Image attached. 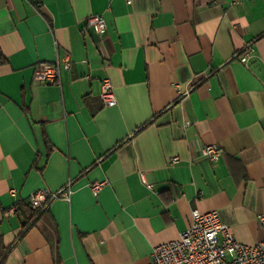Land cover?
<instances>
[{
	"label": "crops",
	"instance_id": "1",
	"mask_svg": "<svg viewBox=\"0 0 264 264\" xmlns=\"http://www.w3.org/2000/svg\"><path fill=\"white\" fill-rule=\"evenodd\" d=\"M67 54L59 83L34 80L37 62ZM0 55L5 264H147L194 208L264 240V0H0ZM94 180L107 181L97 196ZM67 182L70 199L18 236V205Z\"/></svg>",
	"mask_w": 264,
	"mask_h": 264
},
{
	"label": "built area",
	"instance_id": "2",
	"mask_svg": "<svg viewBox=\"0 0 264 264\" xmlns=\"http://www.w3.org/2000/svg\"><path fill=\"white\" fill-rule=\"evenodd\" d=\"M131 0H126L130 2ZM242 0H234L240 2ZM86 25L95 32L102 33L106 28V21L101 14L92 13L86 18ZM248 52L239 55V60L247 61ZM70 58L67 55L56 56L51 62H37L33 70L34 80L42 83H59L61 67L67 68ZM100 97L104 105L116 104V96L109 78L100 82ZM223 149L215 143L204 144L201 154L210 160H216ZM172 160L176 161L177 157ZM144 181V178H143ZM106 180H94L90 183V190L97 196ZM151 188V184L146 185ZM10 192L15 194V190ZM73 193L70 182L57 190L38 188L29 194L27 202L34 210H45L49 203L56 198L69 200ZM16 206L10 207L8 214L14 212ZM189 225L180 233L179 237L154 246L150 252L147 264H264V240L246 244L239 242L231 229L221 221L216 209L200 211L191 210ZM260 225H264V214L258 216Z\"/></svg>",
	"mask_w": 264,
	"mask_h": 264
},
{
	"label": "trees",
	"instance_id": "3",
	"mask_svg": "<svg viewBox=\"0 0 264 264\" xmlns=\"http://www.w3.org/2000/svg\"><path fill=\"white\" fill-rule=\"evenodd\" d=\"M0 60H1V55H0ZM21 212L22 214L27 213L28 215H26V220L22 223L21 225V229L20 232L18 234V236H20L24 230L26 229V227L32 222V220L38 216L39 213H41L43 210H34L29 206L28 202H21V204L18 205V207L16 208L15 212ZM14 242H11L9 244H6L3 239L2 236L0 235V264H5V258L6 255L8 254V252L10 251V249L12 248Z\"/></svg>",
	"mask_w": 264,
	"mask_h": 264
}]
</instances>
